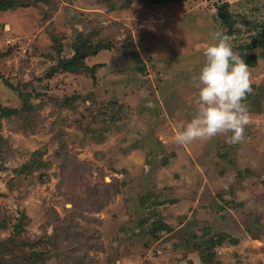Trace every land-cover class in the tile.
Listing matches in <instances>:
<instances>
[{"label":"rangeland","instance_id":"374dc122","mask_svg":"<svg viewBox=\"0 0 264 264\" xmlns=\"http://www.w3.org/2000/svg\"><path fill=\"white\" fill-rule=\"evenodd\" d=\"M14 1L0 264H264V0ZM216 31L249 66L247 138L181 145ZM78 50L96 78L62 68Z\"/></svg>","mask_w":264,"mask_h":264},{"label":"clouds","instance_id":"9594fccd","mask_svg":"<svg viewBox=\"0 0 264 264\" xmlns=\"http://www.w3.org/2000/svg\"><path fill=\"white\" fill-rule=\"evenodd\" d=\"M211 40L205 45L203 66L191 77L197 107L193 118L174 137L181 145L228 133L237 140L249 123L244 102L252 91L249 66L233 51L231 36L216 31Z\"/></svg>","mask_w":264,"mask_h":264},{"label":"trees","instance_id":"16d2710c","mask_svg":"<svg viewBox=\"0 0 264 264\" xmlns=\"http://www.w3.org/2000/svg\"><path fill=\"white\" fill-rule=\"evenodd\" d=\"M14 7H16V2L14 0H0V11H6V10H8L10 8H14ZM254 42L257 43L258 40H255ZM250 45L251 46H255V45H252V43ZM101 46L102 45H100L98 47V49H95V51L92 52V53H97L98 50L110 47V46H107V47H101ZM92 53L78 50L77 53L71 59L67 60L66 62H64L62 64V68L64 70L72 71V72L76 71V70H79V69H86V70H88L91 73L92 77L96 78V70H97L98 67L101 66V64H96L94 66H89L86 63L87 57L90 54H92ZM249 61H251V58H249ZM7 111H8V109L3 108L0 105V113L6 114ZM164 228L167 229L168 228L167 225H164Z\"/></svg>","mask_w":264,"mask_h":264},{"label":"water","instance_id":"95a60500","mask_svg":"<svg viewBox=\"0 0 264 264\" xmlns=\"http://www.w3.org/2000/svg\"><path fill=\"white\" fill-rule=\"evenodd\" d=\"M246 134H247V133L244 132L243 135H242L239 139H237V140H233V139H232L233 143L242 142L245 138H247Z\"/></svg>","mask_w":264,"mask_h":264}]
</instances>
